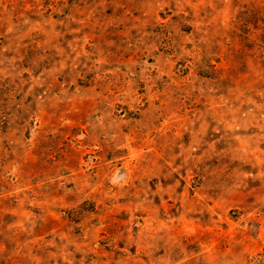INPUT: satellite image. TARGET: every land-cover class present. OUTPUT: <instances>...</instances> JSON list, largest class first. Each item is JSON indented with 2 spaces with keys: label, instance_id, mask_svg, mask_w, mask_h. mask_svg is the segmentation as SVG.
I'll return each instance as SVG.
<instances>
[{
  "label": "rangeland",
  "instance_id": "rangeland-1",
  "mask_svg": "<svg viewBox=\"0 0 264 264\" xmlns=\"http://www.w3.org/2000/svg\"><path fill=\"white\" fill-rule=\"evenodd\" d=\"M0 264H264V0H0Z\"/></svg>",
  "mask_w": 264,
  "mask_h": 264
}]
</instances>
